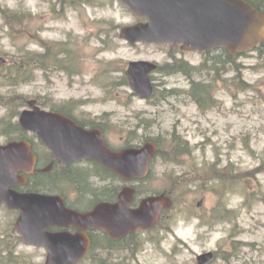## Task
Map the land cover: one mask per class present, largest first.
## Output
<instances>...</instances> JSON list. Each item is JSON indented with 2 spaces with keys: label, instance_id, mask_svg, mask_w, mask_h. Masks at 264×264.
I'll return each mask as SVG.
<instances>
[{
  "label": "rangeland",
  "instance_id": "rangeland-1",
  "mask_svg": "<svg viewBox=\"0 0 264 264\" xmlns=\"http://www.w3.org/2000/svg\"><path fill=\"white\" fill-rule=\"evenodd\" d=\"M135 22L119 0H0V51L10 60L0 69V141L9 138L2 124L15 125L28 99L50 107L85 101L87 111L109 118L107 134L115 146L163 136L167 153L174 145L167 139L176 132L189 143L190 153L177 162L157 158L148 179L138 185L148 195L171 194L174 205L161 226L128 239L129 245L136 240L134 251L120 257L88 256L80 264H97L95 259L102 257L108 263L122 258L128 264H198L197 256L208 251L215 253L208 264H264V54L254 50L237 58L249 86L235 82L231 66L223 81L212 82L204 69L212 63L205 64V52L124 41L121 28ZM49 43L60 64L55 70L31 68L25 76L30 80L24 81L15 59L27 52L44 53L46 59ZM68 54L72 59H66ZM140 59L162 68L174 69L175 59L195 66L193 79L213 83V104L201 109L192 100L191 77L185 71L157 72L156 95L166 96L141 99L124 84L129 62ZM183 140L181 148L186 146ZM102 184L123 183L110 177ZM17 217V212L1 208L2 236L15 229ZM17 254L37 264L47 258L45 248L22 242Z\"/></svg>",
  "mask_w": 264,
  "mask_h": 264
},
{
  "label": "water",
  "instance_id": "water-1",
  "mask_svg": "<svg viewBox=\"0 0 264 264\" xmlns=\"http://www.w3.org/2000/svg\"><path fill=\"white\" fill-rule=\"evenodd\" d=\"M68 2L80 0H64ZM137 18L135 24L124 26L120 36L130 43L145 42L183 51L211 52L227 49L231 54L252 51L264 43V11L247 0H119ZM7 62L0 56V68ZM157 68L151 61H131L128 74L131 87L141 98L154 92L150 73ZM22 112L24 129L33 131L49 146L55 157L73 160L91 158L125 180L144 179L158 152L154 141L139 147L114 150L99 129L85 130L59 113L44 110L35 99ZM36 156L26 141L0 146V208L21 213L15 223L22 241L46 247L45 264H78L87 254L91 239L85 233H52L48 228L74 225L80 229H99L121 238L138 229H151L160 221L163 210L173 206L165 194L150 195L137 207L135 189L126 185L117 202H100L88 212L68 208L58 195L22 193L12 188L19 171H31ZM212 251L199 255V264L212 260Z\"/></svg>",
  "mask_w": 264,
  "mask_h": 264
},
{
  "label": "flooded vegetation",
  "instance_id": "flooded-vegetation-1",
  "mask_svg": "<svg viewBox=\"0 0 264 264\" xmlns=\"http://www.w3.org/2000/svg\"><path fill=\"white\" fill-rule=\"evenodd\" d=\"M64 2V1H63ZM81 3L87 2V0L79 1ZM75 3V2H69ZM171 48V47H170ZM173 50H181L179 48H171ZM185 52V51H184ZM0 56H4L7 59V62L0 68H4L6 65L9 64V55L0 51ZM141 60V59H140ZM133 61V60H131ZM130 61V62H131ZM149 61V60H148ZM178 62L176 65L172 67L174 70L172 72H179L185 71V68L188 67L187 62L180 59H175L173 62ZM129 62V63H130ZM153 62V61H152ZM16 67L18 66L24 67V53L22 57L19 56V60L15 59L14 61ZM157 65L151 73L150 77L154 82L155 74L157 72H171V67H160L157 62H153ZM129 67V66H128ZM166 68V70L164 69ZM162 69V70H161ZM17 73L21 74L24 77V72L20 73L17 69ZM167 74V73H166ZM126 76L128 77L129 81L131 82V78L128 74V68L126 72ZM155 84V82H154ZM156 85V84H155ZM28 99L26 101V107L21 111L18 122L13 125H7L8 123L4 122L2 124L5 129H3V135L9 137L6 140L0 141V146H7L13 142H21L26 141L29 143L31 147L32 153L36 156V164L31 171L21 170L19 174L21 177L15 179L14 185L12 188L20 191L22 193H43V194H51V195H58L64 199V203L68 208L78 210L80 212H88L95 208L97 204L100 202H117L119 200V196L121 191L124 189L126 185H130L135 189V200L133 203V207H136L140 204V201L148 196L146 192H143L140 187L138 186L142 181L148 179H132V180H125L124 178L120 177L118 174L114 173L113 171L106 170L101 164L97 163L95 160L91 158H82L77 157L73 160H66L62 157H55L52 149L47 146L44 141L38 136L37 133L29 130H25L20 122V117L22 112L28 108ZM36 100V104L48 111H52L55 113H59L64 117L72 120L77 126L84 128L85 130H95L99 129L102 131L106 141L110 148L114 150H119L123 147H126V143L120 146H115L110 140L109 135L107 134V129L112 128V125L108 123L109 118L104 116L103 114H95L93 115L91 112L86 110V105L84 104L85 101L82 100H68L65 103H58L54 105V107L46 106L41 103L38 99ZM16 112V111H15ZM1 125V124H0ZM12 132L15 131L17 133L16 137L8 136L9 134L5 132ZM122 139V143H123ZM134 145H143L146 142L136 141L134 139ZM118 178L122 181L120 187H109L103 185L102 183L107 181L109 178ZM94 181V183H93ZM98 182V183H97ZM126 182L127 184H125ZM129 183V184H128ZM71 186L67 191L65 187ZM139 191V192H138ZM139 193V194H138ZM137 197L140 198L139 203L137 201ZM1 208H6V204H3ZM18 214L19 211L14 210ZM167 210L163 211L162 218L154 227L150 230H143L139 229L135 232H130L121 238H115L110 236L107 232L99 230V229H80L74 225L70 226H54L48 228V231L52 233H62L68 232L71 234H78V233H85L91 239V246L86 254L88 256H95L100 257L105 255L106 257L114 256L116 254L123 255L121 252L127 253L130 250L134 251L137 247V242L134 240L130 245L127 241L128 239H133L138 233L140 232L145 233L148 231L155 230L158 226H161L163 223ZM109 242H116L118 248L117 250H108V243ZM127 242V243H126ZM46 252L48 251L47 248ZM121 253V254H120ZM206 253V252H204ZM201 253V254H204ZM200 255V254H199ZM197 256V260L198 257ZM120 264H128L125 259L120 258ZM212 261V260H210ZM210 261L206 262L208 264ZM199 264V260H198Z\"/></svg>",
  "mask_w": 264,
  "mask_h": 264
},
{
  "label": "trees",
  "instance_id": "trees-1",
  "mask_svg": "<svg viewBox=\"0 0 264 264\" xmlns=\"http://www.w3.org/2000/svg\"><path fill=\"white\" fill-rule=\"evenodd\" d=\"M250 1L257 9L264 11V0H248ZM52 43H49L46 45L47 47V53L45 55L46 59L44 58V53L34 55V53H29L27 52L26 55H24V67L18 66V70L20 73L24 72V81L30 80L28 78L27 80L25 79L26 74L31 68L34 67H40L43 68L44 70H55V68L60 64V60H57V52L55 51L54 45ZM256 51L259 52L261 56L264 54V43L259 44L256 49ZM209 57L206 59L205 64L208 62H212L211 65H205L204 69H208L209 73L212 75L213 79L212 82H217L218 80L223 81V74H225V70H227V66H231L232 70L236 72L235 75V82L239 83L240 85L244 86H249L248 83L244 81L243 73L241 72V64L237 61L238 55H233L230 52H228L227 49H219L212 54V52L207 53ZM56 59H55V58ZM49 60V62L47 61ZM66 59H72L71 55H67ZM58 61V62H57ZM38 62V63H36ZM171 66V65H168ZM187 69V70H186ZM174 69L171 70V72ZM186 72H189V75L191 77V87L188 91L189 96L192 98V100L198 104V106L201 109H205L209 107L211 104H213L212 100V85L213 83L205 81V78L197 80L193 79L192 72H195L197 68L195 66L189 65L188 67L185 68ZM124 84L129 85L130 81L128 77L126 76V79L124 81ZM157 90V88H156ZM152 95V98H157L160 100H163L164 96L162 97L156 95V91ZM176 92L179 90H175ZM169 95L172 96L174 95V91H170ZM148 139V137H147ZM146 139V140H147ZM150 140H154L157 145H158V154L157 158L161 157L167 158L172 161H179L180 157L183 154L190 153V148H189V143L181 137L178 133L174 132L172 136L167 139L170 143L174 144L172 145L171 151L167 152L166 149V139L163 136H158V137H149ZM182 140L185 142V148H181V142ZM127 146H132L134 144L131 143V141H128L126 143ZM261 168L264 169V166ZM262 169V170H263ZM219 175V174H218ZM217 175V176H218ZM235 175V172L234 174ZM220 178L224 179V172L222 171L220 173ZM139 192V191H138ZM139 194V193H138ZM249 197V196H248ZM0 234V264H37L35 263L31 258L24 257L20 254H17V247L21 244V237L20 235L12 229L9 231L7 234ZM118 246L116 242H109L108 243V250H117ZM111 257V256H109ZM97 260V264H120L114 261V258L111 259L110 263H108V258H98L95 259Z\"/></svg>",
  "mask_w": 264,
  "mask_h": 264
}]
</instances>
